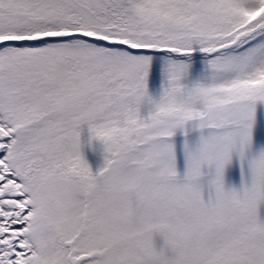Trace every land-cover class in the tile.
Returning a JSON list of instances; mask_svg holds the SVG:
<instances>
[{
  "label": "snow or ice",
  "instance_id": "obj_1",
  "mask_svg": "<svg viewBox=\"0 0 264 264\" xmlns=\"http://www.w3.org/2000/svg\"><path fill=\"white\" fill-rule=\"evenodd\" d=\"M0 264H264V0H0Z\"/></svg>",
  "mask_w": 264,
  "mask_h": 264
}]
</instances>
